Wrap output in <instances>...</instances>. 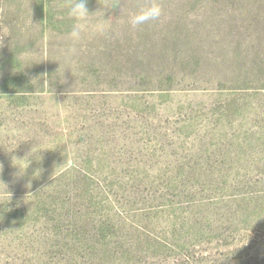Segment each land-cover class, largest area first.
Instances as JSON below:
<instances>
[{"label": "rangeland", "instance_id": "obj_1", "mask_svg": "<svg viewBox=\"0 0 264 264\" xmlns=\"http://www.w3.org/2000/svg\"><path fill=\"white\" fill-rule=\"evenodd\" d=\"M83 2L0 0V264H264V0Z\"/></svg>", "mask_w": 264, "mask_h": 264}, {"label": "clouds", "instance_id": "obj_2", "mask_svg": "<svg viewBox=\"0 0 264 264\" xmlns=\"http://www.w3.org/2000/svg\"><path fill=\"white\" fill-rule=\"evenodd\" d=\"M87 13L86 11V6L85 3L83 2V0H76V3L73 5V7L70 9V15H72L73 17L79 18L84 16ZM159 15L158 10H153L151 12V16L153 18H155L156 16ZM137 23L139 21H136ZM79 29L74 27L73 31L70 33L71 36L73 37H78L79 36Z\"/></svg>", "mask_w": 264, "mask_h": 264}]
</instances>
